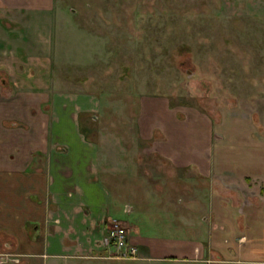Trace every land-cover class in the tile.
<instances>
[{"label":"rangeland","instance_id":"rangeland-1","mask_svg":"<svg viewBox=\"0 0 264 264\" xmlns=\"http://www.w3.org/2000/svg\"><path fill=\"white\" fill-rule=\"evenodd\" d=\"M0 53L6 64L0 90H14L28 118L48 113L55 98L80 94L85 105L92 102L80 129L100 151L102 181L127 212L129 202H147L150 214H159V229L153 224L149 235L170 243L150 254L137 246L133 259L122 260L101 238L105 252L94 259L38 257L32 264H225L215 256L203 261V238L188 229L195 213L189 209L209 195H256L254 176L246 178V190L214 182L210 188L192 169H173L160 154L180 142L187 150L195 140L204 150L245 149L248 156L264 150V0H0ZM259 156L249 164H260ZM129 215L121 208L112 214L137 221L146 234V216ZM120 226L134 244L130 227ZM3 240L12 251L11 237L0 229V249ZM11 253H0V261L17 263Z\"/></svg>","mask_w":264,"mask_h":264},{"label":"crops","instance_id":"crops-1","mask_svg":"<svg viewBox=\"0 0 264 264\" xmlns=\"http://www.w3.org/2000/svg\"><path fill=\"white\" fill-rule=\"evenodd\" d=\"M2 64L6 65L0 53ZM12 86L15 88V82ZM10 92L14 90H0V229L11 237L13 249L5 250L3 240L0 253L12 252L17 260L12 264H32V258L38 257L94 259L105 252L100 239L106 220L112 219L129 226L133 243L136 247H145L148 254L170 244L149 235L152 225L158 223L159 214H150L147 202L142 205L139 201H128L131 207L127 212L124 203L112 196L102 181L100 151L80 129L82 115L94 110L91 101L85 105L80 94L71 101L55 98L47 104L48 113L40 111L36 117L28 118L29 113L22 111L23 99ZM226 135L229 140H237L231 134ZM213 140L210 144L216 147L219 141ZM180 143L178 149L167 150L160 156L167 158L173 169H192L195 176L211 182L210 188L214 182L222 188L236 186L246 190L249 184L246 178L254 176L256 195L253 192L252 196L242 199L207 195L195 203L198 205L193 207L195 210L189 209L195 213L188 229L191 236L203 238L201 256L206 258L203 261H211L209 258L215 256L219 263L225 264H264V150L258 149L248 156L245 149L217 146L214 150L208 147L204 150L195 140L193 147L183 150ZM255 153H261L259 157L263 159H259L257 166H251L250 157ZM241 154L238 158L243 161L235 164L229 161V157ZM230 174L234 181L228 178ZM242 201L245 203L241 207ZM228 205L236 212L235 218L230 217ZM120 208L123 214H134V220H138L139 214L145 215V222L149 224L146 234L137 221L115 219L112 214ZM202 212L206 218L195 217ZM236 239L245 244H235ZM181 246L177 244L174 248ZM197 248L190 251L191 256H195ZM147 258L160 260L162 257ZM0 264L7 263L2 260Z\"/></svg>","mask_w":264,"mask_h":264},{"label":"built area","instance_id":"built-area-1","mask_svg":"<svg viewBox=\"0 0 264 264\" xmlns=\"http://www.w3.org/2000/svg\"><path fill=\"white\" fill-rule=\"evenodd\" d=\"M107 223L108 226H105L102 243L114 249V257L122 260L133 259L137 253V247L126 239L123 228L120 226L121 223L113 219L108 220Z\"/></svg>","mask_w":264,"mask_h":264}]
</instances>
